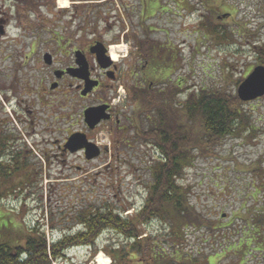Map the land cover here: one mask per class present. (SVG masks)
Listing matches in <instances>:
<instances>
[{"label":"rangeland","instance_id":"rangeland-1","mask_svg":"<svg viewBox=\"0 0 264 264\" xmlns=\"http://www.w3.org/2000/svg\"><path fill=\"white\" fill-rule=\"evenodd\" d=\"M53 1L35 0V6L18 1L14 16L8 10L13 0H0V14L9 23L6 33H0V123L14 131L17 149L26 142L39 154L49 151L52 157L43 167L42 183L32 184L23 196L0 202V215H5L0 226L10 221L11 228L3 230V236L8 235L14 241L21 240L43 217L45 225L48 224L45 226L48 238L59 239L67 232L80 230L81 224L74 221L53 220L59 212L73 207L110 206L120 212L125 210L124 215L134 216L147 200L153 181L151 167L156 160L153 146L138 137L141 129L151 125L145 116L135 118L131 144L125 146L114 141L109 144L104 140L108 143V152L95 162L86 163L70 156L68 163L73 168H65L63 157L57 158L58 148L54 145L56 139H64L70 130L79 127L72 126V120L81 117L83 107L95 102V96L123 109L127 106L135 116L129 89L134 86L135 61L140 59L135 46L138 34L142 38L148 31L151 38L164 45L163 60L171 57V61H176L170 80L182 81L181 93L175 97L180 105L189 95H197L202 90L238 94L239 82L254 67L264 65L259 61V52L264 55V0H182L180 6L171 0H162L161 4L167 8L164 10L152 1V12L148 11L146 17H142L145 10L140 9L141 0H70L66 8ZM188 3L197 5L196 9L189 8ZM80 10H83L82 22L75 15H80ZM224 10L231 14L224 18ZM78 24L98 31L106 40L117 38L112 47L116 48L114 52L119 59L118 84L123 90L101 89L92 100L81 99L67 84L51 90L55 78L43 56L47 52L57 53V66H60L66 50L61 51L57 42L62 37V46L68 44L69 35ZM210 24L220 27L221 32L225 28L229 36L219 39L207 32ZM246 30L251 31L250 37L242 34ZM120 46L124 48L117 49ZM163 65H156L157 72ZM148 75L154 77L150 72ZM161 84L159 81L158 85ZM244 103L243 109L256 132L241 131L223 139L214 154L192 151L193 165L187 167L179 181L189 193L194 208L213 220L225 214L223 223L232 230L225 241L222 233L211 228L187 231L184 251L208 264H264L260 253L256 256L252 253L243 260L241 251L226 248L230 242L246 238L240 232L237 217L245 216L248 209L264 206V191L256 195L254 187L258 183L253 172L258 166L264 169V96ZM79 165L86 168L84 173L76 170ZM168 227L163 220L155 218L145 233L162 238L172 233ZM127 244L126 237L108 229L98 238V253L94 257H91L94 248L78 246L69 249L68 258L59 264H100L96 261L99 256L111 263L108 252Z\"/></svg>","mask_w":264,"mask_h":264},{"label":"trees","instance_id":"trees-1","mask_svg":"<svg viewBox=\"0 0 264 264\" xmlns=\"http://www.w3.org/2000/svg\"><path fill=\"white\" fill-rule=\"evenodd\" d=\"M152 1L160 4L159 9H167L165 4H161L162 0H141L140 9L145 10L146 13L142 12L144 15L152 12ZM188 6L194 9L191 3ZM206 28L219 39L229 36L225 28L221 32L215 24ZM248 32L251 31L246 30L242 34L250 37L252 34ZM145 39L139 36L135 46H138V53L142 56H151L150 61L157 72L156 65L161 64L155 61L164 59L166 49L159 42ZM261 52L259 61L264 64ZM168 62H173L171 57H168ZM163 86L150 90L146 82V86L134 95L142 115L151 121L148 129L140 130L139 136L144 142L147 140L156 144L164 155L152 171L148 199L138 215H124L125 210L120 212L110 206L73 207L56 216L51 215L57 222L67 220L81 224L80 230L67 232L59 239H49L45 233L48 224L45 225L43 217L18 241L8 235L3 236V230H11L10 221H7L0 226V264H59L68 258L69 249L78 246L94 248L91 255L94 257L98 253V238L108 229L115 230L128 240L127 245L108 252L111 264H208L199 256L184 251L187 231L190 228H211L222 233L225 241L232 230L228 229V225L225 227L224 214L220 219L213 220L194 208L190 204L189 193L179 181L187 167L193 165L192 151L214 154L223 139L241 131L256 132V127L249 121L243 109L245 103L237 94L202 90L197 95L192 93L180 105L175 99L179 91ZM16 140L14 131L0 123V202L13 196H23L32 184L42 183L44 162L49 160L46 152L38 153L41 156L38 158L26 142L17 149ZM259 167L253 171L258 183L254 187L256 195L258 191H264V176L261 173L264 169ZM248 210L245 216L237 217L240 232H244L246 238L230 242L226 247L241 251L243 260L252 253L255 256L260 253L264 257V206ZM4 218L5 215H0V221ZM155 218L167 223L172 233L162 238L146 234V227L153 224ZM228 224L233 225V221ZM242 224L246 225L243 229Z\"/></svg>","mask_w":264,"mask_h":264},{"label":"flooded vegetation","instance_id":"flooded-vegetation-1","mask_svg":"<svg viewBox=\"0 0 264 264\" xmlns=\"http://www.w3.org/2000/svg\"><path fill=\"white\" fill-rule=\"evenodd\" d=\"M18 1L22 3H28L32 6H35V0H13L12 3L9 5L10 13H13L15 16L17 14L16 6L18 5ZM55 3V0L53 1ZM75 2V1H74ZM172 2H175L177 6L180 5V2L182 0H172ZM58 3V0H57ZM77 6V5H75ZM194 10L196 9L197 5H193ZM225 16L231 13L224 10L223 11ZM83 10H80V15H76V17L82 18ZM219 13V12H218ZM223 13V14H224ZM146 17V16H145ZM219 17V16H218ZM204 18V14H203ZM81 21V20H80ZM82 22V21H81ZM80 22V23H81ZM79 23V21H78ZM9 23L5 19L4 15L0 14V33L5 34L6 28L8 27ZM75 31H71L72 33L69 35L68 38V44H65L62 46V37L57 42L59 49L62 51L66 50V53L64 54V60L61 62L60 66H57L58 64V54L49 52L52 55V64L48 65L51 68L52 76L55 78L52 83L57 84V87L55 89H51L53 91L59 90L63 87V84H67L68 88L74 91L75 95H78L81 99L89 100L93 99L91 97L96 95V92L101 89L105 88H111L113 90H123V88H119V80H120V63L113 62L107 69L102 68L99 63V59L102 56L109 57V60L106 59V62H111V50H112V44L113 42L117 41V38H111L109 40H106L101 33L98 31L88 30L86 25L78 24ZM88 33V34H87ZM140 36V34H138ZM149 32L147 31L145 35H143L144 38H146V41L152 40L153 42H157V40L151 38ZM141 37V36H140ZM67 45L68 48H67ZM162 47L164 45L162 44ZM166 47V46H165ZM138 49V46H136V50ZM166 51V50H165ZM62 53V52H61ZM138 53V52H137ZM132 54L137 55L134 51H132ZM166 54V53H165ZM138 57L140 59L138 61H135V66L133 68V82L134 86L133 88L129 89V96H131L133 101H130L131 108L134 111L135 116L131 115V113L127 110V106L123 109L120 105H115L114 102L110 100H104L100 96H95V102H92L91 104L83 107V110L81 112V117L77 118L75 120H72L73 123L72 126L75 124H78V128L75 130H70L68 132V135L60 140L56 139L55 146L58 148V159L63 157V162L65 168L72 169L73 167L69 165L68 158L70 156L78 157L86 163L95 162V160L100 159L108 152V143H104V140H108L107 142L112 143H119L123 145H129L131 144V141L133 140V136H130V132L133 135V128L135 127V118L137 116L142 117L145 115H142L141 111L138 108L139 102L134 99V95L136 92H138L139 89H143L146 86V82L149 83V89L154 90L155 88L159 87V81H162L163 84L161 86L168 87L170 89L175 90V92L178 90L181 93V87H182V81L179 79L176 82H171V74L172 70L174 69V64H176V61L168 62L162 60H156L155 63H160L163 65L161 70L159 72H156V69L152 65L150 59L143 57L141 58V54L138 53ZM44 61V56H43ZM85 63L88 65L89 70V77L92 81L97 82V85L91 89V91L87 95H82V91L86 88L87 82L84 80L82 76H74L68 72L69 69H73L71 71L75 70H81L83 68V64ZM143 64L140 66V64ZM154 63V64H155ZM47 65V64H46ZM140 67V68H139ZM79 71H75V73H79ZM57 72H64L62 73V76L60 78L56 77ZM152 73V76L150 77L148 73ZM140 73V74H139ZM86 74V73H85ZM169 81V82H168ZM167 83H170L168 85ZM163 86V87H164ZM70 90V91H71ZM70 93V92H69ZM74 95V96H75ZM191 97V95H189ZM21 105V104H20ZM104 106L103 113H100V116L102 117V120L98 125H96L94 128H91L89 124L85 120V111L89 107H99ZM105 106H108L107 108ZM148 116V114L146 115ZM74 121H76L74 123ZM75 132H82L87 135L88 139L92 141L93 143H98L101 146V155L92 160H88L86 158L85 150H80L76 153H71L70 150L66 149L65 145L68 141V138L72 135V133ZM156 145V144H155ZM154 145V151H155V163L158 162L163 155L161 150L157 147V145ZM55 162V160L53 161ZM155 166L151 167V174ZM76 170L78 172L84 173L86 168L84 166H76Z\"/></svg>","mask_w":264,"mask_h":264},{"label":"water","instance_id":"water-1","mask_svg":"<svg viewBox=\"0 0 264 264\" xmlns=\"http://www.w3.org/2000/svg\"><path fill=\"white\" fill-rule=\"evenodd\" d=\"M106 59L109 60V57H100L99 63L102 68H108L112 62H106ZM44 61L48 65L52 64V55L46 53L44 55ZM83 64V68L79 73H75V71H71L73 69H69L68 72L74 76H82L84 80H86L87 85L86 88L82 91V95H87L91 89H93L97 82H94L89 77L88 65ZM64 72H57L56 77L60 78ZM86 73V74H85ZM57 84L53 83L52 88H56ZM237 95L240 100L244 102H249L261 98L264 96V65L256 66L250 74L240 82V85L237 89ZM106 108L108 106H105ZM104 106L99 107H91L86 110V121L90 124L91 127H94L101 119L100 113H103ZM66 149H69L71 152H77L81 149H85L87 159H93L100 155V148L90 142L85 134L75 133L70 136L68 142L65 145Z\"/></svg>","mask_w":264,"mask_h":264},{"label":"bare ground","instance_id":"bare-ground-1","mask_svg":"<svg viewBox=\"0 0 264 264\" xmlns=\"http://www.w3.org/2000/svg\"><path fill=\"white\" fill-rule=\"evenodd\" d=\"M58 3L60 4V7L66 8L67 6H69L70 0H58ZM120 48L123 49L124 46L117 47V49H119V50H120ZM114 49H116V48H113V50H112V54H113L112 58L114 61H118L119 59H118L117 54L114 52ZM96 261L100 264H109L107 261H105L103 259L102 256H99L98 259H96Z\"/></svg>","mask_w":264,"mask_h":264}]
</instances>
